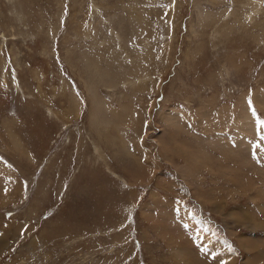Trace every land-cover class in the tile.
I'll list each match as a JSON object with an SVG mask.
<instances>
[{
  "label": "rangeland",
  "instance_id": "1",
  "mask_svg": "<svg viewBox=\"0 0 264 264\" xmlns=\"http://www.w3.org/2000/svg\"><path fill=\"white\" fill-rule=\"evenodd\" d=\"M261 121L264 0H0V264H264Z\"/></svg>",
  "mask_w": 264,
  "mask_h": 264
},
{
  "label": "snow or ice",
  "instance_id": "2",
  "mask_svg": "<svg viewBox=\"0 0 264 264\" xmlns=\"http://www.w3.org/2000/svg\"><path fill=\"white\" fill-rule=\"evenodd\" d=\"M253 111H254V109H253ZM261 123L264 124V121H261Z\"/></svg>",
  "mask_w": 264,
  "mask_h": 264
}]
</instances>
